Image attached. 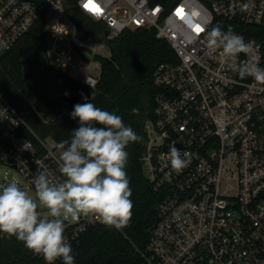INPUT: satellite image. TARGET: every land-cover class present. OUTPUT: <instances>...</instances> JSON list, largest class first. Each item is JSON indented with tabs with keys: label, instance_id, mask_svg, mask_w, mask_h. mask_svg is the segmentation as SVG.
<instances>
[{
	"label": "built area",
	"instance_id": "built-area-1",
	"mask_svg": "<svg viewBox=\"0 0 264 264\" xmlns=\"http://www.w3.org/2000/svg\"><path fill=\"white\" fill-rule=\"evenodd\" d=\"M66 2L0 0V59L41 16L50 64L90 87L101 74L97 57L111 56L107 41L124 30H154L177 57L154 72L161 92L145 126L141 160L161 193L148 229V264H264V85L241 79L222 49L206 46L213 26L231 29L251 44L238 64L264 69V0H179L169 8L150 0H77L109 32L87 41L78 38ZM58 142L34 131L0 93V185L21 186L20 176L35 191L39 171L62 183ZM170 143L187 162L179 173L170 164ZM98 222L82 215L64 230L75 264L78 236Z\"/></svg>",
	"mask_w": 264,
	"mask_h": 264
},
{
	"label": "trees",
	"instance_id": "trees-1",
	"mask_svg": "<svg viewBox=\"0 0 264 264\" xmlns=\"http://www.w3.org/2000/svg\"><path fill=\"white\" fill-rule=\"evenodd\" d=\"M179 0H150L167 8ZM66 11L77 26L82 41L98 38L106 25L88 16L67 0ZM45 22L41 16L32 28L0 59V93L22 114L27 123L42 137L51 136L59 142L70 140L71 132L79 126L71 118L69 109L58 97L75 94L80 103L88 101L97 107L116 111L123 122L142 137L127 146L126 171L130 179L133 201L132 217L122 230L109 228L98 222L80 233L76 246V264H148L144 255L149 226L156 214L161 193L155 191L143 171L141 156L146 142L145 126L153 118L155 99L161 89L154 82V72L162 63L177 61L168 41L158 38L152 29L143 27L124 30L107 41L111 56H98L101 74L95 87L73 78L51 65L46 53ZM47 62L50 69H44ZM30 87L37 98L55 117L45 121L26 99L22 90ZM93 96V98H92ZM138 108L134 114L132 108ZM67 109V111H65ZM75 224L69 225L66 231ZM0 264H47L24 246L22 241L7 234L0 235Z\"/></svg>",
	"mask_w": 264,
	"mask_h": 264
},
{
	"label": "clouds",
	"instance_id": "clouds-1",
	"mask_svg": "<svg viewBox=\"0 0 264 264\" xmlns=\"http://www.w3.org/2000/svg\"><path fill=\"white\" fill-rule=\"evenodd\" d=\"M206 46L222 49L241 79L251 76L264 85V69L238 64L239 54L251 49L243 36L216 25L207 32ZM85 101L74 105L70 113L79 124L70 140L57 144L60 172L65 177L62 183H52L45 171H39L34 179L35 198L15 181L0 185V235L14 236L34 254L42 255L47 264L57 259L75 264L64 235L66 219L93 215L105 226L122 230L133 214L126 149L142 137L116 111L103 110L87 97ZM132 112L138 114L139 109L134 107ZM168 148L171 167L179 173L187 162L175 144ZM41 208L47 211L46 216L41 215Z\"/></svg>",
	"mask_w": 264,
	"mask_h": 264
},
{
	"label": "rangeland",
	"instance_id": "rangeland-1",
	"mask_svg": "<svg viewBox=\"0 0 264 264\" xmlns=\"http://www.w3.org/2000/svg\"><path fill=\"white\" fill-rule=\"evenodd\" d=\"M93 43V42H91ZM103 51L105 53H107V49L106 48H103ZM72 58L75 59L76 58V55L75 54H72ZM64 71H67L66 68L63 69ZM23 94L25 95L26 99L30 102V104L34 107V109L38 112V114L42 117L43 120L45 121H49V120H52L55 115L54 113L49 110L38 98L37 96L35 95V93L31 90L30 87H25L23 90H22ZM67 111V109L65 110ZM4 170L5 168L1 167L0 166V177H2L4 175ZM19 181L21 182V188H23L24 190H26L27 192H29L31 195H33V197L35 198V191L29 187V185L26 183V181L20 177V176H17ZM40 213L42 216H46L47 215V211L43 208L39 209ZM80 218V217H79ZM78 218V219H79ZM78 219L76 220H72V219H66L64 221V230L69 226V225H72V224H76Z\"/></svg>",
	"mask_w": 264,
	"mask_h": 264
},
{
	"label": "water",
	"instance_id": "water-1",
	"mask_svg": "<svg viewBox=\"0 0 264 264\" xmlns=\"http://www.w3.org/2000/svg\"><path fill=\"white\" fill-rule=\"evenodd\" d=\"M109 32L106 31L105 35H108ZM84 56L87 57L88 59L92 58V54L89 51H84ZM44 69H50V66L47 62L44 63ZM61 101H63L66 105H68L69 109L74 108V105H76L77 103H80V99L77 95L75 94H64V95H60L58 97ZM143 171L145 173V167L143 166Z\"/></svg>",
	"mask_w": 264,
	"mask_h": 264
}]
</instances>
